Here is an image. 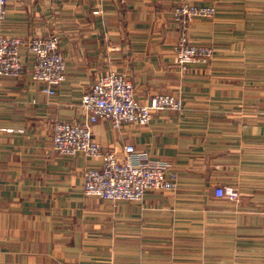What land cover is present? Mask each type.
Listing matches in <instances>:
<instances>
[{
    "label": "crops",
    "instance_id": "crops-1",
    "mask_svg": "<svg viewBox=\"0 0 264 264\" xmlns=\"http://www.w3.org/2000/svg\"><path fill=\"white\" fill-rule=\"evenodd\" d=\"M183 1L214 12L189 30L212 55L182 70L173 8ZM2 32L56 33L66 78L45 93L21 47L22 72L0 79V264H264V0H8ZM110 70L140 102L181 98L145 125H91L103 148L122 155L130 143L162 161L173 189L86 195L82 173L98 159L54 150L53 121L81 116V95ZM226 184L237 200L215 195Z\"/></svg>",
    "mask_w": 264,
    "mask_h": 264
},
{
    "label": "built area",
    "instance_id": "built-area-1",
    "mask_svg": "<svg viewBox=\"0 0 264 264\" xmlns=\"http://www.w3.org/2000/svg\"><path fill=\"white\" fill-rule=\"evenodd\" d=\"M8 0H0V79L16 77L23 70L24 56L21 47L31 55L30 76L42 84V90L52 95L66 78V62L59 47L56 33L33 36L24 40L18 35L2 32ZM100 13V7L92 10ZM213 5L180 2L173 8V17L178 23V39L174 44V59L180 69L196 60L206 61L212 55V47L191 39V21L198 16L213 14ZM83 114L72 120L55 119L52 124L51 141L60 154L82 152L98 159L82 173V190L86 195L109 200H141L148 188L173 189L175 173H167L162 161L147 159L130 143L122 144V155L114 149H105L93 137L91 125L98 119L120 127L125 122L147 124L153 110L182 109L178 95L157 92L146 102L135 96L133 83L122 72L110 70L98 75L90 88L80 97ZM217 197L237 200L238 189L230 184L214 188ZM264 225V209L262 211Z\"/></svg>",
    "mask_w": 264,
    "mask_h": 264
},
{
    "label": "rangeland",
    "instance_id": "rangeland-1",
    "mask_svg": "<svg viewBox=\"0 0 264 264\" xmlns=\"http://www.w3.org/2000/svg\"><path fill=\"white\" fill-rule=\"evenodd\" d=\"M263 224V223H262ZM264 226V225H263Z\"/></svg>",
    "mask_w": 264,
    "mask_h": 264
}]
</instances>
